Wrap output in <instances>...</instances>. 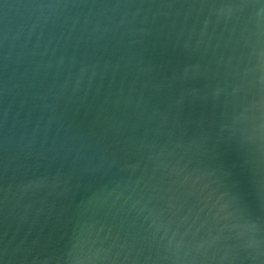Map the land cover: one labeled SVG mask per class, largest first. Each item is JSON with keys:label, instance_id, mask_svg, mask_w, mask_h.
Wrapping results in <instances>:
<instances>
[{"label": "water", "instance_id": "obj_1", "mask_svg": "<svg viewBox=\"0 0 264 264\" xmlns=\"http://www.w3.org/2000/svg\"><path fill=\"white\" fill-rule=\"evenodd\" d=\"M0 264H264V0H0Z\"/></svg>", "mask_w": 264, "mask_h": 264}]
</instances>
